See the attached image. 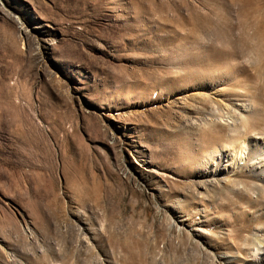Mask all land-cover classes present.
<instances>
[{"label": "rangeland", "instance_id": "rangeland-1", "mask_svg": "<svg viewBox=\"0 0 264 264\" xmlns=\"http://www.w3.org/2000/svg\"><path fill=\"white\" fill-rule=\"evenodd\" d=\"M238 91L264 103V0H0V264L264 249L261 199L215 162Z\"/></svg>", "mask_w": 264, "mask_h": 264}, {"label": "bare ground", "instance_id": "bare-ground-1", "mask_svg": "<svg viewBox=\"0 0 264 264\" xmlns=\"http://www.w3.org/2000/svg\"><path fill=\"white\" fill-rule=\"evenodd\" d=\"M241 93L243 91L235 92L237 98L234 100L237 104H234L239 106L249 121L240 127L232 124L231 144L226 145V148L218 153L215 162L221 168H228L231 173L237 175L240 173L248 177L246 183L242 182L243 189L252 191L256 194L253 197L261 199L259 203L251 202L258 206L253 211L264 214V103L257 95ZM212 119L216 120V116ZM223 258L229 261L235 259L234 255L229 254H225ZM236 264H264V249L249 252L247 257L240 259Z\"/></svg>", "mask_w": 264, "mask_h": 264}]
</instances>
